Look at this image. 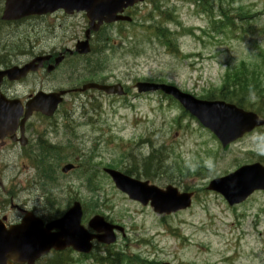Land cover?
Segmentation results:
<instances>
[{
  "label": "rangeland",
  "instance_id": "obj_1",
  "mask_svg": "<svg viewBox=\"0 0 264 264\" xmlns=\"http://www.w3.org/2000/svg\"><path fill=\"white\" fill-rule=\"evenodd\" d=\"M160 2L163 8L174 6L170 20L160 25L171 30L170 38L185 56L169 53L155 37L148 36L145 26L159 21L157 16L153 20L144 17L151 8L148 1L132 10L131 24H113L104 30L108 36L104 47L100 40L93 41L95 50L88 58L97 68L98 61L104 65L99 71L103 75L98 72L86 77L81 70V57L64 60L47 75L46 90L74 88L93 79L109 84L119 81L127 87L126 95H105L93 90L80 96L71 94L53 118H33L43 139L60 146L58 158L62 159L52 157L48 162L56 170V179L42 182L26 157L16 159L10 152H2L0 213L15 221L20 217L17 208H22L48 220L77 200L83 206L82 223L97 214L124 228L123 236L117 234L115 243L98 247L95 255L139 254L159 264H264V193L229 206L218 194L205 189L211 179L261 158L257 154L264 157V137L253 135L222 148L177 102L158 92L137 94L133 87L136 81L151 79L204 98L217 93L224 73L241 68V64L256 73L260 71V84L264 86V0H212L211 9H217L216 14L221 7L234 18L232 26L220 31L212 29L208 14H198L189 1ZM84 25L82 14L0 22V54H22L34 42H41L40 47L47 53L61 52L73 45L74 37L83 35ZM98 47L106 50L98 51ZM24 85L25 91L39 86L32 78ZM257 100L254 95L242 101L243 108L261 106L259 110H263L264 105ZM151 146L162 149L165 167L159 175H155L157 170L153 172L154 179L143 175L138 178L149 179L159 187L171 184L180 190L188 184V189L195 191L189 208L158 215L149 206L130 200L102 171L111 165L120 171L132 168V172L142 173V158ZM88 156L92 161L86 165L84 159ZM65 163L80 167L62 174L60 167ZM179 169H189L195 175L183 177ZM20 171L26 176L17 183L13 178H20ZM30 181L34 187L27 191ZM66 254L71 264H96L90 257Z\"/></svg>",
  "mask_w": 264,
  "mask_h": 264
},
{
  "label": "water",
  "instance_id": "obj_2",
  "mask_svg": "<svg viewBox=\"0 0 264 264\" xmlns=\"http://www.w3.org/2000/svg\"><path fill=\"white\" fill-rule=\"evenodd\" d=\"M137 0H6L2 15L3 19H16L29 13L51 12L57 8H64L67 11L73 9L85 10L90 21V28L96 30L102 20L113 21L117 19H128L127 17L113 16L122 7L132 5ZM94 20H98L94 24ZM89 29L86 32L88 36ZM76 52L87 53L89 51L87 39L76 45ZM63 59L59 55L55 63ZM53 67H49L50 71ZM29 69L31 65L23 68L13 67L1 72L9 79H18ZM97 88L107 93L122 94L120 85H98L89 83L82 87ZM139 92L160 89L167 94L174 96L192 115L196 116L203 126L210 129L220 140L222 146L240 137L245 131H249L257 122V116L251 112L238 109L235 105L223 101L198 100L189 94L179 91L171 85L139 82L136 84ZM66 91L37 94L32 101L26 105L25 113L22 109L7 112L10 104L0 102V125L2 123H15L21 115L27 118L32 111L40 110L46 115H51L58 103L62 101V95ZM73 166L66 164L62 171L67 172ZM112 178L115 186L130 198L150 205L158 213L169 214L190 205V192H179L176 187L168 185L165 189L149 184L148 181H141L119 171L105 170ZM208 190L221 193L230 203L243 201L256 189H264V167L259 165L244 166L224 177L215 178L209 182ZM81 209L78 202H74L60 218L50 221L47 224L34 217L31 213L23 218L21 223L9 226L0 222V264H34L42 255L53 248L63 250L72 247L74 250L89 253L92 249L90 240L95 238L106 244L115 241L113 229L120 227L107 223L101 216H94L89 221V226L94 228L100 235L88 236V233L80 224ZM57 229V232H53Z\"/></svg>",
  "mask_w": 264,
  "mask_h": 264
},
{
  "label": "flooded vegetation",
  "instance_id": "obj_3",
  "mask_svg": "<svg viewBox=\"0 0 264 264\" xmlns=\"http://www.w3.org/2000/svg\"><path fill=\"white\" fill-rule=\"evenodd\" d=\"M31 18H43L42 16H31ZM30 18V19H31ZM65 50V48H64ZM63 50V51H64ZM25 62L32 61L37 57H41V55L46 54V49L44 47H40L39 42H34L29 45V48L25 50ZM62 52V51H61ZM57 53L51 54L50 59L44 60L42 64H39L38 69L29 72L26 77L20 79L18 81H9L6 78H3L0 82V94L6 100L18 99L22 104L29 101L34 94L38 91H46V78H47V65L53 63L54 57ZM3 57V58H2ZM11 63V64H10ZM21 63H14V61H8L5 56H0V70H5L12 65H22ZM37 63V62H36ZM38 64V63H37ZM55 71V70H54ZM33 79V83L39 84L37 87H33L31 90L23 91L21 88L25 86L24 84L30 79ZM41 117L40 113L32 112V115L29 119H27L24 123L20 124L22 117L18 119V122L15 124V129L8 131L7 133H2L0 135V153L8 151L10 152L14 158L20 159L22 157H26V160H32L38 165L41 164V161L45 160V152L42 149V141L44 142L41 132L38 131L37 126H34L32 123V118ZM264 128V126H262ZM262 127L256 128L254 130L260 129ZM263 131H255L253 135H262ZM33 136L35 138H33ZM22 140L25 143L22 145ZM32 141L34 144L31 145ZM5 148V149H3ZM263 158H260V163H264ZM11 195V194H10ZM19 210H22L19 208ZM90 233H93L92 230H88ZM94 251L100 246H104L101 243L93 242ZM69 251V250H68Z\"/></svg>",
  "mask_w": 264,
  "mask_h": 264
},
{
  "label": "trees",
  "instance_id": "obj_4",
  "mask_svg": "<svg viewBox=\"0 0 264 264\" xmlns=\"http://www.w3.org/2000/svg\"><path fill=\"white\" fill-rule=\"evenodd\" d=\"M198 3L204 4L207 3L208 0H196ZM264 32V31H263ZM263 61H264V52L262 53ZM245 67H241L234 70H228L223 79V83L221 84L217 91L219 92L216 94L218 98L226 99L230 101H234L237 104H241L242 101L245 100L243 95L235 88L236 85H234L235 79H239V75H244L242 79H245L247 74V70H245ZM231 82V83H230ZM229 84H232V86H229ZM212 94H207L204 97H211ZM164 161L165 157L163 156V151L161 148H152L150 153L145 156L142 159V165H143V172L140 173L139 171L135 172L138 175H143L146 178L153 179L155 175L153 172L157 170L156 172L159 173V170H162L161 168L164 167ZM183 176H187V174H190V170H186L185 172L180 171ZM198 171H196V174ZM115 256L112 260L109 259V257L103 259L100 258V264H154L153 260L147 261L146 259H141L138 255L134 256H123L121 254H114ZM122 256V257H121ZM40 264H71L68 260V257L63 256V254L54 253L50 255L49 257H46L43 262Z\"/></svg>",
  "mask_w": 264,
  "mask_h": 264
}]
</instances>
